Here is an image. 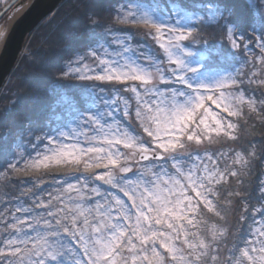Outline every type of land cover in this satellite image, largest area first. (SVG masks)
<instances>
[{"label":"snow or ice","instance_id":"obj_1","mask_svg":"<svg viewBox=\"0 0 264 264\" xmlns=\"http://www.w3.org/2000/svg\"><path fill=\"white\" fill-rule=\"evenodd\" d=\"M254 4L115 0L114 21L130 28L90 18L101 31L55 78L47 122L2 138L0 186L23 190L0 202V264H264V180L240 197L230 248L227 228L205 227L206 213L227 224L216 198L232 203L235 165L256 156L229 119L264 112V0ZM222 138L227 151L200 147Z\"/></svg>","mask_w":264,"mask_h":264},{"label":"trees","instance_id":"obj_2","mask_svg":"<svg viewBox=\"0 0 264 264\" xmlns=\"http://www.w3.org/2000/svg\"><path fill=\"white\" fill-rule=\"evenodd\" d=\"M197 2L198 0H186L188 5H195ZM231 2L236 5L239 12L249 11V0ZM114 4L115 0H65L27 37L18 63L0 93V144L4 137L10 142L29 123L41 125L47 122L50 90L56 87L55 78L64 69L69 57L76 50L84 49L88 45L92 32L101 31L99 27L95 29L90 27V18L98 20L102 25L115 28L131 27L114 21L111 12ZM6 11L7 9L0 13V22ZM251 11L254 13L253 7ZM207 39L215 44L222 38L214 32ZM137 40L144 42L138 36ZM243 112L244 115L238 120L233 118L234 122L238 123L236 133L239 138L238 145L249 151L254 146L256 156L246 168H241L239 164L235 165L234 170H239L240 174L238 177H229L230 190L238 193L231 197L232 203H228L226 199L216 198L224 209L227 224L212 213H206V228H209L211 223H218L228 229L221 241L222 248H230L236 242L238 229L241 227L239 217L245 206L240 197L249 193L252 197L257 196L260 181L264 180V112H251L249 108ZM227 143L228 146H236L231 141ZM12 179L18 184L20 180H29L31 177L16 174ZM224 187L228 188L229 185L225 184ZM9 188L12 189L11 193ZM22 190L14 185L8 188L0 186V202H6L11 196L19 195ZM252 203H255L254 199ZM233 208L235 211H232Z\"/></svg>","mask_w":264,"mask_h":264},{"label":"water","instance_id":"obj_3","mask_svg":"<svg viewBox=\"0 0 264 264\" xmlns=\"http://www.w3.org/2000/svg\"><path fill=\"white\" fill-rule=\"evenodd\" d=\"M65 0H20L22 6L11 21L0 46V93L14 70L26 38Z\"/></svg>","mask_w":264,"mask_h":264},{"label":"rangeland","instance_id":"obj_4","mask_svg":"<svg viewBox=\"0 0 264 264\" xmlns=\"http://www.w3.org/2000/svg\"><path fill=\"white\" fill-rule=\"evenodd\" d=\"M0 1H3V0H0ZM9 1L12 2L13 0H9ZM249 1L251 2V0H249ZM10 2H9V3H10ZM260 2H261V0H255V4H259ZM9 3H8V4H9ZM255 4L252 6L254 12H255V10H256ZM59 6H60V5H59ZM59 6H58V7H59ZM190 6H191V5H190ZM58 7H57V8H58ZM9 9H10V7L8 8V10H9ZM262 11H264V9H262ZM6 21H7V18L4 17V18L1 20L0 26L3 25ZM214 32H217V34L220 35V38H222L223 33L221 32V30H220L219 27H203V28L201 29V35L203 36V39H204V40H207V41H208L207 38H208L210 35H212ZM138 37H141V36H138ZM141 38H142V40L144 41L143 43H144L145 45H147L148 47H150L151 49H153L157 54H160V53L162 52V50H159V49H158V47L156 46L154 40H152L151 38H148V37H141ZM218 38H219V37H218ZM215 39H217V37H216ZM218 40H221V39H218ZM253 47H254V46H253ZM254 50H255V54H256V55H259V49H254ZM246 58H247V59H252V57H246ZM242 70H243V71H247V69H242ZM252 87H256V85H253ZM261 91H264V86H261L260 88L257 89V91H256V95L258 96L259 93H260ZM247 108H248L247 105H245V106L243 107V110H244V109H247ZM229 119H233V118H229ZM224 139H226V138H223L222 141L219 142V143L214 142V143L209 144V143L205 142V143H204L203 145H201L200 147H201L202 149H203V148H207L209 151H212V152H216V151H227V148L222 146V145H223V142H224ZM193 146H195V145H193ZM230 146H231V145H230ZM226 162H227V164H228L229 167H232V161H231V160H226ZM224 163H225V161H221V163H220L221 168H223ZM97 171H100V170H97ZM46 183H51V181L46 180ZM48 191H55V190H54V189H50V188H46V192H48ZM121 195H122V194H121ZM125 199H126V198H125ZM212 225H213L212 223L209 224V228H210Z\"/></svg>","mask_w":264,"mask_h":264},{"label":"bare ground","instance_id":"obj_5","mask_svg":"<svg viewBox=\"0 0 264 264\" xmlns=\"http://www.w3.org/2000/svg\"><path fill=\"white\" fill-rule=\"evenodd\" d=\"M22 9V6L17 7L10 16L8 17L7 21L0 26V46L3 42L4 36L6 34V31L8 29V26L10 25L11 21L14 19V17L17 15V13Z\"/></svg>","mask_w":264,"mask_h":264},{"label":"built area","instance_id":"obj_6","mask_svg":"<svg viewBox=\"0 0 264 264\" xmlns=\"http://www.w3.org/2000/svg\"><path fill=\"white\" fill-rule=\"evenodd\" d=\"M2 6V3L0 2V7Z\"/></svg>","mask_w":264,"mask_h":264}]
</instances>
